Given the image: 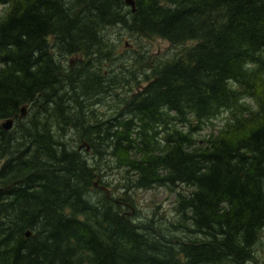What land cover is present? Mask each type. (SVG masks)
Instances as JSON below:
<instances>
[{"label": "trees", "instance_id": "trees-1", "mask_svg": "<svg viewBox=\"0 0 264 264\" xmlns=\"http://www.w3.org/2000/svg\"><path fill=\"white\" fill-rule=\"evenodd\" d=\"M0 7V264L254 259L264 230V0ZM117 28L136 41L164 39L170 51L136 50L130 67L120 65ZM73 56L82 61L70 66ZM112 91L115 112H91L92 98ZM27 103L46 114L19 119ZM84 140L93 158L78 150ZM106 155L134 172L126 188L175 191L173 234L127 216V192L114 199L95 185Z\"/></svg>", "mask_w": 264, "mask_h": 264}, {"label": "rangeland", "instance_id": "rangeland-1", "mask_svg": "<svg viewBox=\"0 0 264 264\" xmlns=\"http://www.w3.org/2000/svg\"><path fill=\"white\" fill-rule=\"evenodd\" d=\"M1 12H2V8L0 7V14ZM124 29L125 28H117V31L111 33L113 37V41L117 45V49H118L117 58L120 65L125 64L128 67L131 66L132 64L131 59H133V57H131V54L133 53V51L135 52L136 55V50L137 51L141 50L142 52L145 48L148 49L150 47L151 56H155V55H166L168 50L171 48L169 42L161 38H154V39L144 38V40L136 41L134 37L132 38L130 32ZM129 44L132 47L130 46V50H127V48H129ZM137 56L138 53L136 57ZM73 63H76V61H74ZM109 70L110 67H107L106 71ZM129 75L130 74H127V76ZM144 84L146 85V82H144ZM118 91L119 93H123L124 91L127 90L118 89ZM92 99L95 100L96 96L93 97ZM97 100L98 98L96 99V102ZM110 102L112 101L110 100ZM105 103L106 102H104V106H100V107L97 106L98 109L94 105V107L91 108V111H93V113L95 114L97 112L99 116L102 115L101 112L104 111L105 114H103L102 117H107L113 114L115 111H113L112 109L110 111L109 107H106ZM113 103L115 105L116 101H113ZM113 103H111V105ZM33 111L30 110V114ZM224 117H219V119L215 120L217 126H220L223 123H225ZM209 129L207 128L204 133H206ZM83 154H86L87 157L93 158L95 154V150H93L92 152L91 149L89 151L84 150ZM104 160L106 162H105L104 172L103 171L102 172H103V177L105 179L101 180L99 178H95V181L98 182L99 180L100 181L99 185L106 186L108 188L107 194H109L111 198L116 199V197H120L121 195L127 192V197L125 198L131 200L133 203L131 201H128L130 207H127L126 215L131 216L137 221L144 222L145 224L151 222L149 221L150 219L156 220V222H158L157 224L160 225L161 223V226L167 225V227H165L167 229L164 230V232L170 235L173 234L176 231L175 226L177 223V219L179 217L178 212L176 210L177 199H176L175 191H171L166 186H158V185L151 188H137L136 186L134 187L127 186L126 188V185L128 184H126L123 180L125 179V177L128 176L132 178L134 177L135 174L133 171L127 172V170H125L128 169L126 167L125 160L122 159V157L117 158L115 155L114 157H112L111 155L110 156L106 155ZM246 264H264V230L261 234V238L259 242L256 245L254 259L248 261Z\"/></svg>", "mask_w": 264, "mask_h": 264}, {"label": "flooded vegetation", "instance_id": "flooded-vegetation-1", "mask_svg": "<svg viewBox=\"0 0 264 264\" xmlns=\"http://www.w3.org/2000/svg\"><path fill=\"white\" fill-rule=\"evenodd\" d=\"M70 60H71V57L69 58V65L70 66H74V64L75 63H71L70 62ZM80 61H82V58H80L79 59ZM76 61V60H75ZM77 62V61H76ZM141 87H143V85L141 86ZM141 87H138L137 89H136V92H140L141 91ZM124 93H126V91H124L122 94H124ZM105 95H102V96H98L99 98H98V100H97V102H96V99H97V97H96V99H95V103H94V101H92V104L90 105V108H92V107H94V105H95V107L97 108V106H104V102H106L105 103V105H106V107H111V108H113V106L111 105V103L112 102H110V100L111 101H114V100H117V99H115V94L113 93V91L109 94V93H104ZM132 95H134V92H132ZM113 96H114V98H113ZM112 98V99H111ZM27 105H28V108H27V114H26V116L25 117H27L29 114H30V110L31 111H33L34 110V112L36 113L35 115H37V116H43V115H45L46 114V111L44 110V108L45 107H43V106H32L30 103H27ZM47 105V104H46ZM51 106V104H49L48 103V105H47V107H49V108H51L50 107ZM98 109V108H97ZM110 109V108H109ZM83 110H85V107L83 108ZM111 111V110H110ZM81 112V114H83V112L82 111H80ZM92 112V111H91ZM102 113V115H103V112H101ZM96 116H98L99 114L96 112V114H95ZM102 115H100V118H102ZM25 117H23V118H25ZM23 118H20V116H19V119H23ZM15 119H14V123H13V125L15 124ZM84 142H86L87 144L86 145H83L84 144ZM82 146V147H81ZM85 147V148H84ZM87 147H89L90 149H91V147H90V143L89 142H87V141H82L81 142V144L79 145V147H78V150H81V151H89L88 150V148ZM101 187V186H100ZM102 188V187H101ZM107 188V187H106ZM106 191V190H105ZM108 192V191H107ZM108 196H109V194H108Z\"/></svg>", "mask_w": 264, "mask_h": 264}, {"label": "water", "instance_id": "water-1", "mask_svg": "<svg viewBox=\"0 0 264 264\" xmlns=\"http://www.w3.org/2000/svg\"><path fill=\"white\" fill-rule=\"evenodd\" d=\"M125 2L127 5L131 6L133 10L135 9V0H125ZM80 58L81 57H73V58H71L70 62L73 63L75 60L80 59ZM27 108H28L27 104H25L21 107L20 114H19L20 118H23L26 116ZM13 123H14V119L8 118V119L2 121L1 126L6 130H10L13 127ZM86 144L87 143L84 142L83 145H86ZM87 148H88V150L90 149L89 147H87ZM97 184H98V182H95V185H97ZM102 188H104L106 191H108V189L106 187L102 186ZM26 235L29 237L31 235V231L30 230L27 231Z\"/></svg>", "mask_w": 264, "mask_h": 264}]
</instances>
